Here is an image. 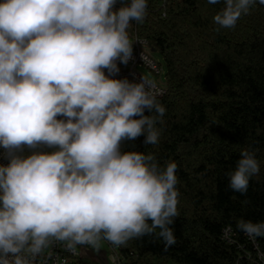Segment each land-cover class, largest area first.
Segmentation results:
<instances>
[{"label": "clouds", "instance_id": "obj_1", "mask_svg": "<svg viewBox=\"0 0 264 264\" xmlns=\"http://www.w3.org/2000/svg\"><path fill=\"white\" fill-rule=\"evenodd\" d=\"M256 2L223 0L213 20L232 28ZM116 3H0V146L9 159L0 166V264H35L53 240L69 249L152 234L165 251L176 243L177 164L161 169L151 154L121 151L122 141L141 135L145 145L156 144L155 124L166 109L154 86L104 73L117 74V60L127 64L130 21L147 14V0H121L113 10ZM40 145L58 150L16 154ZM259 170L254 153L242 150L229 187L245 194ZM237 228L264 236V222L241 219Z\"/></svg>", "mask_w": 264, "mask_h": 264}, {"label": "trees", "instance_id": "obj_2", "mask_svg": "<svg viewBox=\"0 0 264 264\" xmlns=\"http://www.w3.org/2000/svg\"><path fill=\"white\" fill-rule=\"evenodd\" d=\"M223 6V0H147L145 18L130 21L134 38L163 61L164 94L157 99L166 111L155 124L156 144L145 145L141 135L122 141L121 151L151 154L161 169L175 162L179 195L170 226L176 243L166 251L156 234L119 246L101 238L121 264H260L264 241H249L237 221L264 222V5L257 0L232 28L213 20ZM56 150L40 145L16 154ZM242 150L253 152L260 168L243 195L229 187L228 176Z\"/></svg>", "mask_w": 264, "mask_h": 264}, {"label": "built area", "instance_id": "obj_3", "mask_svg": "<svg viewBox=\"0 0 264 264\" xmlns=\"http://www.w3.org/2000/svg\"><path fill=\"white\" fill-rule=\"evenodd\" d=\"M149 48L147 43L137 38L133 39L132 43V55L127 64L116 61L119 72L115 75H109L108 70L104 69V73L110 79L124 80L127 79L130 83H141L145 81L149 86H154V91L158 93L157 97L164 94L163 81L155 83L145 78L137 67L144 66L150 71L155 72L157 75H161V69L159 63L151 59L146 53V49ZM9 164L8 153L2 146H0V166H7ZM225 238V230L223 231ZM248 237V236H247ZM264 241V236H261ZM226 239V238H225ZM256 239V238H254ZM248 240L253 243V239L248 237ZM105 242V241H104ZM67 242H60L53 240L47 248H45L41 254L36 258L35 264H80V262L88 261L90 249L94 245H76L74 248L69 249L66 247ZM108 247L109 254L108 259L111 264H121L118 257V253L111 252L110 244L105 242ZM257 250V248H255ZM257 257L260 264H264V251H257ZM87 258V260L85 259Z\"/></svg>", "mask_w": 264, "mask_h": 264}, {"label": "rangeland", "instance_id": "obj_4", "mask_svg": "<svg viewBox=\"0 0 264 264\" xmlns=\"http://www.w3.org/2000/svg\"><path fill=\"white\" fill-rule=\"evenodd\" d=\"M2 2L3 0H0V3ZM117 2H121V0H117ZM127 33H128L129 42L132 44L134 39V32L132 26L129 25L127 29ZM145 51L151 59L155 60L160 64L159 68L161 69V75H157L155 72L150 71L144 66L137 67L138 72H140L145 78H147L152 82L155 83L162 82L164 79L165 67L161 57L157 53L150 50L149 48H147ZM90 253L91 255H89L88 260L94 261L95 264H111L108 259L109 250L103 240L100 239L96 245L92 246L90 249ZM85 259L87 260V258Z\"/></svg>", "mask_w": 264, "mask_h": 264}, {"label": "bare ground", "instance_id": "obj_5", "mask_svg": "<svg viewBox=\"0 0 264 264\" xmlns=\"http://www.w3.org/2000/svg\"><path fill=\"white\" fill-rule=\"evenodd\" d=\"M57 118V117H56ZM111 252L115 253L114 251L111 250Z\"/></svg>", "mask_w": 264, "mask_h": 264}, {"label": "water", "instance_id": "obj_6", "mask_svg": "<svg viewBox=\"0 0 264 264\" xmlns=\"http://www.w3.org/2000/svg\"><path fill=\"white\" fill-rule=\"evenodd\" d=\"M89 255H91V253H89Z\"/></svg>", "mask_w": 264, "mask_h": 264}]
</instances>
